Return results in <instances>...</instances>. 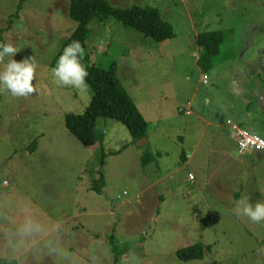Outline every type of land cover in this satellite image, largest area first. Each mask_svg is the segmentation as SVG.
<instances>
[{
	"label": "rangeland",
	"instance_id": "obj_1",
	"mask_svg": "<svg viewBox=\"0 0 264 264\" xmlns=\"http://www.w3.org/2000/svg\"><path fill=\"white\" fill-rule=\"evenodd\" d=\"M20 1L0 0V44L18 48L17 61L35 58L38 84L27 97L0 88V217L29 206L61 220L73 255L13 256L0 240V264H264V222L232 211L244 196L264 202V160L253 151L240 155L232 131L243 120L264 137V108L248 113L245 106L264 104V0H109L159 9L175 38L159 43L116 20L90 24L92 61L118 63L149 123L147 143L136 145L123 124L98 121L108 155L102 194L92 190L99 171L89 173L96 147L66 127V115L83 114L92 91L59 86L51 72L77 27L70 0H24L17 18ZM217 30L224 43L206 73L197 37ZM196 244L212 250L202 260H180L178 251Z\"/></svg>",
	"mask_w": 264,
	"mask_h": 264
},
{
	"label": "trees",
	"instance_id": "obj_2",
	"mask_svg": "<svg viewBox=\"0 0 264 264\" xmlns=\"http://www.w3.org/2000/svg\"><path fill=\"white\" fill-rule=\"evenodd\" d=\"M20 2L22 3L14 15L17 18H19V10L24 0ZM69 16L77 24V27L64 42L51 67L54 68L56 66L59 56L68 44L74 40H78L81 43L84 48V56L81 62L89 73L86 83L92 91L93 97L83 114L66 115V127L83 146L86 148L96 147L94 153L96 156L99 154V156L89 168V173L91 171H99L91 179L93 182L92 190L102 194L106 186L103 172L108 155L104 146V135L97 130L98 121L101 118H108L123 124L130 131L133 143L136 145L147 141L149 123L125 88L124 82L120 79L118 63L112 61L108 67H103L92 61L91 53L87 46L91 34L90 24L93 21L105 23L109 20H116L124 27L133 29L159 43L174 39L175 30L173 25L163 18L157 8L139 5L116 7L109 0H70ZM197 42L204 52L198 63L202 70L208 73L213 69L215 59L220 55L221 47L224 43V33L221 30L202 32L198 34ZM245 106L248 113L252 111V108H264V104L257 100L254 107H252L253 102L251 100H247ZM244 118L246 117L244 116ZM247 119L250 120V118ZM235 123L251 134L257 135L253 132L256 129L254 127L255 124L252 125L243 120L235 121ZM34 146H36V142L30 147L31 150L36 149ZM237 147L240 155H245L248 152L240 153L238 142ZM252 151L259 153V150ZM146 154L149 155L145 152L142 157V163L145 167H148L152 163V159ZM188 157L189 155H183L182 158L186 161ZM114 238L115 236H111L110 244L113 247ZM211 250V245L196 244L178 251V257L184 262L202 260L205 251ZM213 264H217V262Z\"/></svg>",
	"mask_w": 264,
	"mask_h": 264
},
{
	"label": "clouds",
	"instance_id": "obj_3",
	"mask_svg": "<svg viewBox=\"0 0 264 264\" xmlns=\"http://www.w3.org/2000/svg\"><path fill=\"white\" fill-rule=\"evenodd\" d=\"M18 48L11 44H0V61L9 58L0 71V88L10 92L13 97H27L37 89V63L33 56L17 61L14 57ZM84 48L78 40L68 44L59 56L56 66L51 69L52 75L59 86L84 90L89 73L82 64ZM264 143V142H262ZM232 211L237 216H246L254 223L264 222V202L251 203L248 197L236 201ZM6 224L0 232L10 255L29 252L33 257L44 255L69 260L73 253L67 247L64 237L68 235L63 222L59 219H46L29 206H24L17 215L0 217Z\"/></svg>",
	"mask_w": 264,
	"mask_h": 264
},
{
	"label": "built area",
	"instance_id": "obj_4",
	"mask_svg": "<svg viewBox=\"0 0 264 264\" xmlns=\"http://www.w3.org/2000/svg\"><path fill=\"white\" fill-rule=\"evenodd\" d=\"M232 131L236 138L240 153L246 151L259 150L264 152V138L258 135H253L247 130L241 128L239 125L233 123Z\"/></svg>",
	"mask_w": 264,
	"mask_h": 264
},
{
	"label": "crops",
	"instance_id": "obj_5",
	"mask_svg": "<svg viewBox=\"0 0 264 264\" xmlns=\"http://www.w3.org/2000/svg\"><path fill=\"white\" fill-rule=\"evenodd\" d=\"M263 65H264V60H263ZM258 69H256V70H254V74H257L258 73ZM240 77V76H239ZM258 86H260V85H258ZM256 97H258V96H256ZM259 99V98H258ZM261 99V100H260ZM259 100L260 101H262L263 100V102H264V94L261 96V98H260ZM224 123V122H223ZM121 151V150H120ZM119 152V151H118ZM258 157H259V159L260 160H262V159H264V152H262V151H259V153H258ZM165 180V179H164ZM149 204L150 203H153V201L151 200V201H149L148 202Z\"/></svg>",
	"mask_w": 264,
	"mask_h": 264
}]
</instances>
